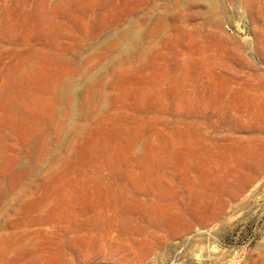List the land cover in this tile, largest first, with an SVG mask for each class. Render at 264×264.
Here are the masks:
<instances>
[{"label":"rangeland","instance_id":"obj_1","mask_svg":"<svg viewBox=\"0 0 264 264\" xmlns=\"http://www.w3.org/2000/svg\"><path fill=\"white\" fill-rule=\"evenodd\" d=\"M0 264H264V0H0Z\"/></svg>","mask_w":264,"mask_h":264}]
</instances>
